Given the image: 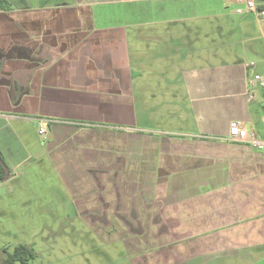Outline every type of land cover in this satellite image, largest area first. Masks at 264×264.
Wrapping results in <instances>:
<instances>
[{
	"label": "crops",
	"instance_id": "1",
	"mask_svg": "<svg viewBox=\"0 0 264 264\" xmlns=\"http://www.w3.org/2000/svg\"><path fill=\"white\" fill-rule=\"evenodd\" d=\"M8 1V167L39 161L31 136L48 120L81 223L128 253L109 264H264V148L227 140L233 122L264 140V88L251 85L264 22L237 14L238 0ZM161 115L176 125L155 136Z\"/></svg>",
	"mask_w": 264,
	"mask_h": 264
},
{
	"label": "rangeland",
	"instance_id": "2",
	"mask_svg": "<svg viewBox=\"0 0 264 264\" xmlns=\"http://www.w3.org/2000/svg\"><path fill=\"white\" fill-rule=\"evenodd\" d=\"M27 1L31 4L39 2ZM142 84L137 83L138 92L143 91ZM146 84L156 90L161 87L153 79ZM171 123L168 115L156 116V131L152 132L155 136H162L176 125ZM137 126L138 131L145 129L142 117ZM46 138L37 132L31 136L32 147L36 149L35 158L39 161L29 159L13 168L10 178L0 183V264L6 255L4 249L12 252L21 244L32 247L37 253L31 264L124 262L120 258V253L125 252L123 243L104 245L90 228L81 223L85 213L74 204V194L69 192L65 180L52 163Z\"/></svg>",
	"mask_w": 264,
	"mask_h": 264
},
{
	"label": "built area",
	"instance_id": "3",
	"mask_svg": "<svg viewBox=\"0 0 264 264\" xmlns=\"http://www.w3.org/2000/svg\"><path fill=\"white\" fill-rule=\"evenodd\" d=\"M240 6L236 13L240 15H253L258 23L264 22V0H238ZM252 87L264 88V73L256 74L252 81ZM48 120L39 121V134L46 136L48 132ZM264 127V119H263ZM229 142L248 144L254 148H264V140H258L254 134L250 133L247 128L239 122H233L227 137Z\"/></svg>",
	"mask_w": 264,
	"mask_h": 264
},
{
	"label": "trees",
	"instance_id": "4",
	"mask_svg": "<svg viewBox=\"0 0 264 264\" xmlns=\"http://www.w3.org/2000/svg\"><path fill=\"white\" fill-rule=\"evenodd\" d=\"M3 1H8V0H1L2 3ZM9 6L11 7L10 4ZM3 63L4 61L0 60V71L3 68ZM7 170L9 173V177H8L9 179L12 171L8 167L5 158L2 152L0 151V183L6 181L5 177L7 175ZM4 252L6 255L2 260V264H31V262L35 260L37 257V253L35 252V250L32 247L24 244L16 246L12 252H9L7 249H4Z\"/></svg>",
	"mask_w": 264,
	"mask_h": 264
},
{
	"label": "flooded vegetation",
	"instance_id": "5",
	"mask_svg": "<svg viewBox=\"0 0 264 264\" xmlns=\"http://www.w3.org/2000/svg\"><path fill=\"white\" fill-rule=\"evenodd\" d=\"M0 2H1V0H0ZM6 2H8V3H9V1H3V3L1 2V3H0V7H1V6H3V5H6V4H8V3H6ZM5 59H6V58L4 57V58H3V59H1V60H3V61H4Z\"/></svg>",
	"mask_w": 264,
	"mask_h": 264
},
{
	"label": "water",
	"instance_id": "6",
	"mask_svg": "<svg viewBox=\"0 0 264 264\" xmlns=\"http://www.w3.org/2000/svg\"><path fill=\"white\" fill-rule=\"evenodd\" d=\"M8 177H9V173H8V170H7V175H6V177H5V180H7Z\"/></svg>",
	"mask_w": 264,
	"mask_h": 264
}]
</instances>
